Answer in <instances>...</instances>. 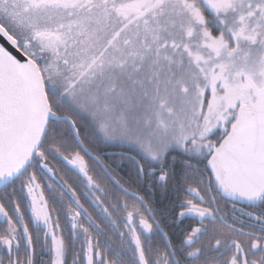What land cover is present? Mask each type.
<instances>
[{"label": "snow or ice", "instance_id": "obj_1", "mask_svg": "<svg viewBox=\"0 0 264 264\" xmlns=\"http://www.w3.org/2000/svg\"><path fill=\"white\" fill-rule=\"evenodd\" d=\"M0 264H264V0H0Z\"/></svg>", "mask_w": 264, "mask_h": 264}, {"label": "flooded vegetation", "instance_id": "obj_2", "mask_svg": "<svg viewBox=\"0 0 264 264\" xmlns=\"http://www.w3.org/2000/svg\"><path fill=\"white\" fill-rule=\"evenodd\" d=\"M119 146H120V148H106V147H104L102 149V151H105V152H108V153H120V152L127 151V149L125 147H123L121 145H119ZM126 170H127V167H126ZM157 199L158 200L160 199L159 193L157 194Z\"/></svg>", "mask_w": 264, "mask_h": 264}, {"label": "trees", "instance_id": "obj_3", "mask_svg": "<svg viewBox=\"0 0 264 264\" xmlns=\"http://www.w3.org/2000/svg\"><path fill=\"white\" fill-rule=\"evenodd\" d=\"M106 148H120V146L118 144H113V145L106 146Z\"/></svg>", "mask_w": 264, "mask_h": 264}]
</instances>
